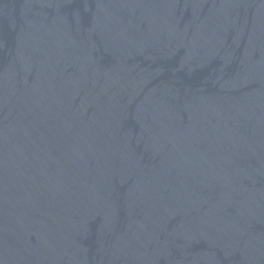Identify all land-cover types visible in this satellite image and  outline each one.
<instances>
[{
  "label": "water",
  "instance_id": "water-1",
  "mask_svg": "<svg viewBox=\"0 0 264 264\" xmlns=\"http://www.w3.org/2000/svg\"><path fill=\"white\" fill-rule=\"evenodd\" d=\"M0 264H264V0H0Z\"/></svg>",
  "mask_w": 264,
  "mask_h": 264
}]
</instances>
